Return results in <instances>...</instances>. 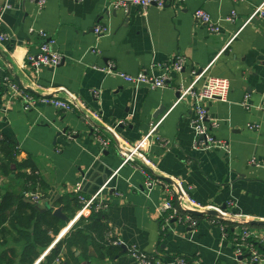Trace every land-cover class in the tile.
I'll use <instances>...</instances> for the list:
<instances>
[{
    "label": "crops",
    "instance_id": "0c3cea01",
    "mask_svg": "<svg viewBox=\"0 0 264 264\" xmlns=\"http://www.w3.org/2000/svg\"><path fill=\"white\" fill-rule=\"evenodd\" d=\"M263 1L185 0L177 5L169 0L165 8L153 6L143 15L137 8L113 9L109 0H48L42 8L31 0H0V8L11 6L0 31L9 35L0 44V79L8 78L37 96L48 94L40 89H49L64 99L60 90H67L101 118L88 120L77 105L63 112L40 103L26 112L19 102L8 107L6 90L0 92V105L8 107L0 111V139L18 148L15 162L0 170L1 197H26L37 188L43 195L44 208L39 209L53 215L61 209L67 227L80 207L72 193L75 186L82 184L89 197L113 176L102 193L109 204L103 216L121 245L106 248L114 250L110 255L92 236L86 247L73 248L67 259L63 257L62 264H136L129 255L132 246L165 264H175L177 258L189 264H242L235 256L234 228L228 226L232 231L228 228L225 235L212 222L221 218L194 217L196 228L172 223L162 230L159 209L164 194L159 187L145 188L141 170L159 181L170 179L176 191L179 184L192 188V197L209 210H224L232 202L229 211L240 218L225 223L250 227L256 241L264 235V227L248 225L264 221V19L244 26ZM198 9L211 16L220 33L213 34L195 19ZM233 12L236 19L229 22ZM97 26L106 30L102 37L95 32ZM38 31L56 41L54 50L64 59L59 67L46 66L35 75L27 58L38 52ZM177 56L185 58V68L170 73ZM109 65L126 75L152 67L156 74L170 73L171 81L163 89L135 86L100 70ZM206 69L207 77L230 82L227 102L206 103L209 118L218 122L213 135L229 144L228 151L196 150L191 125L195 110L187 102L176 104L177 88L190 85L192 72ZM160 119L157 137L167 146L156 137L141 149L152 165L142 157L123 165V142L137 145ZM97 128L109 142L106 149L93 132ZM31 176L37 180L35 189L25 178ZM20 230L10 224L0 227V258L15 251L12 264H26L22 259L27 240ZM43 250H37L34 264ZM260 250L264 253V244Z\"/></svg>",
    "mask_w": 264,
    "mask_h": 264
},
{
    "label": "built area",
    "instance_id": "2783aa9c",
    "mask_svg": "<svg viewBox=\"0 0 264 264\" xmlns=\"http://www.w3.org/2000/svg\"><path fill=\"white\" fill-rule=\"evenodd\" d=\"M37 4L40 8L47 4L48 0H31ZM81 1V0H73ZM177 5L183 4L185 0H173ZM110 7L113 9H130L137 8L141 10L143 15H147L149 8L156 6L157 8H165L169 0H109ZM11 8L9 4L4 5L0 8V31L4 25L3 15L6 11ZM194 17L197 21L207 25L209 30L213 34H218L221 28L213 22L211 16L203 9H198L194 13ZM264 19V1L254 10V12L247 18L244 26H247L255 19ZM236 19V12H233L232 16L227 18L229 22H233ZM33 32V30H32ZM35 32V31H34ZM95 32L99 37H102L106 30L101 26L95 28ZM41 39V44L38 47V52L35 54H30L27 58L29 68L32 74H39L41 68L46 66L59 67L63 63V56L54 50L55 40H53L46 32L38 31L36 32ZM9 40V35L0 32V44ZM26 63L25 67L28 65ZM185 68V58L182 56H177L172 64V69L170 73H181ZM104 73L110 75H115L123 78L125 82L135 85V86H148L151 89H163L169 86L171 81L170 73L163 72L161 74H156L155 70L151 68H146L142 70L137 75H126L119 70L115 69L113 65H109L107 68L100 69ZM207 69L202 72L194 71L192 72L193 78L189 86H180L177 88L178 99L176 104L187 102L195 110V116L191 119V125L195 132L194 148L200 151L211 150L215 148H220L222 150L228 151L229 144L225 141L218 140L213 135V129L217 127V121L209 118L206 103L210 101H221L227 102L228 96L231 90L230 82L227 79L207 77L205 74ZM207 77V78H205ZM2 89L6 90L4 103L10 107L15 102L21 103L24 111L29 112L33 110L36 105L42 103L45 105L52 106L60 111L69 112L74 110V106L77 105L81 109V112L88 118V120H98L101 122L99 113L87 108L83 102L79 100L75 95L71 94L69 91L61 89L62 93L65 94V98L61 99L57 93H49V89L45 91L47 95L37 96L23 89L17 83L9 80L8 78L0 79V92ZM98 92L94 91L93 95L98 96ZM51 95V96H50ZM7 107V108H8ZM249 106L248 109H251ZM7 108L0 105V111L6 112ZM84 117V118H85ZM163 119H160L156 123L152 124L151 130L148 135L137 145H128L126 142L120 146V155L122 157L123 165H133L139 157H142L144 162L151 166L152 163L149 159H146L142 155L141 149L144 144L150 139L157 137V132L159 130L160 124ZM96 137L100 142L103 149L108 148L109 142L104 140L100 134L98 128L95 130ZM72 138V136H69ZM157 140L161 142L164 146H167V142L160 137ZM252 165H258L255 160L251 161ZM142 175L145 178L144 186L148 190H152L159 187L163 194L164 200L161 203L159 212L160 216L164 222L162 230H166L171 226L172 223L188 225L190 228H196L198 221L191 215L187 213L188 210L196 211H207L208 206H205L198 201H196L192 195V188L184 187L183 185H178V190L176 191L172 186L165 182L156 179L151 172L144 169L141 170ZM113 177V176H112ZM112 177L106 182V184L92 196H85L83 194L82 184H78L72 190V193L76 196V199L80 205L75 217L70 221L69 225L60 233L56 240L43 252L40 258L37 260L36 264H40L45 261L46 256L56 247L59 241L74 227L77 222L83 218H89L93 214L103 213L109 209V204L102 199V193L107 188ZM180 197V202H176L177 195ZM25 196L35 202L37 205L42 204L43 195L37 188L35 190H30L25 193ZM1 199V195H0ZM234 206L232 202L226 205V209H218L217 211L221 213V219H215L212 222L218 224L220 229L227 234L228 227L226 220H238L240 216L233 215L229 210ZM228 210V211H227ZM235 230L234 242H235V256L242 261V264H264V253L260 250V244H264V235L259 239L255 240V234L253 230L248 226L239 227L234 224H230ZM107 241L116 246H120L121 243L116 238L112 231L107 233ZM130 257L134 260L136 264H165V262L157 259L154 256L147 255L141 252L136 246H132L129 251ZM175 264H189L184 258H177ZM63 258L58 257L53 264H62Z\"/></svg>",
    "mask_w": 264,
    "mask_h": 264
},
{
    "label": "trees",
    "instance_id": "16d2710c",
    "mask_svg": "<svg viewBox=\"0 0 264 264\" xmlns=\"http://www.w3.org/2000/svg\"><path fill=\"white\" fill-rule=\"evenodd\" d=\"M17 152L18 148L13 142L6 138L0 139V170H6L10 164L15 162ZM25 178L27 183L31 184L32 189H35L37 186L36 178L34 176ZM74 199L78 204L77 199ZM36 205L27 197H17L13 194H8L0 199V227L5 224H10L12 229L21 227L20 237L27 240L22 259L26 264H34L40 254L37 250L44 249L43 251H45L66 227V222L61 218L54 216L51 212L43 213ZM223 223L231 226L228 223ZM30 227L34 228L33 233H31ZM50 231L54 236H50ZM107 231L103 213L93 214L88 219L83 218L59 241L46 256L45 261L40 264H53L60 256L62 258L66 256L67 259L72 254L73 248L86 247L92 236H96L94 240L99 242L101 249L112 248V244L107 241ZM64 250L67 251L65 255H63ZM111 250H106L107 254H115L114 250ZM14 252H5L4 256L0 258V264H9L11 261L12 264L16 256Z\"/></svg>",
    "mask_w": 264,
    "mask_h": 264
},
{
    "label": "water",
    "instance_id": "95a60500",
    "mask_svg": "<svg viewBox=\"0 0 264 264\" xmlns=\"http://www.w3.org/2000/svg\"><path fill=\"white\" fill-rule=\"evenodd\" d=\"M129 16V15H128ZM94 132V131H93ZM164 181L169 184H174L170 179L164 178ZM38 208H44L43 206L36 205ZM187 213L193 217H217L221 218L222 215L220 212L215 210H207V211H196V210H188ZM54 215L65 220V216L62 213L61 209H58L54 212ZM249 226H256V227H264V221H252L248 223Z\"/></svg>",
    "mask_w": 264,
    "mask_h": 264
}]
</instances>
